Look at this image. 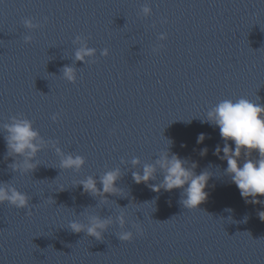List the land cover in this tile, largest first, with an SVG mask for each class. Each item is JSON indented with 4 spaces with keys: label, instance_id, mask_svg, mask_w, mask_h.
Returning a JSON list of instances; mask_svg holds the SVG:
<instances>
[{
    "label": "water",
    "instance_id": "1",
    "mask_svg": "<svg viewBox=\"0 0 264 264\" xmlns=\"http://www.w3.org/2000/svg\"><path fill=\"white\" fill-rule=\"evenodd\" d=\"M144 4L152 8L146 17ZM25 17L49 19L29 29ZM77 35L97 49L87 63L75 60ZM158 44L164 47L154 52ZM66 64L77 68L74 83L62 75ZM240 97L264 105V0H0V182L28 193L32 207L27 215L0 204V264H264V203L241 196L227 160L215 154L224 144L219 127L203 122L219 101ZM20 113L65 153L83 155L84 166L61 169L49 144L34 171L11 170L2 125ZM201 133L206 138L197 143ZM168 149L187 166L196 162L197 174L211 173L198 208L179 203L182 188L153 191L149 184L162 172L134 181L132 172ZM115 168L121 191L107 200L77 184ZM90 215L113 218L103 240L70 229ZM124 230L134 232L131 241L117 237Z\"/></svg>",
    "mask_w": 264,
    "mask_h": 264
},
{
    "label": "clouds",
    "instance_id": "2",
    "mask_svg": "<svg viewBox=\"0 0 264 264\" xmlns=\"http://www.w3.org/2000/svg\"><path fill=\"white\" fill-rule=\"evenodd\" d=\"M152 8L149 4H144L141 8L143 16H149ZM48 17H44L43 21H36L34 18L25 17L22 23L29 29H36L48 21ZM162 22L167 23L166 18H162ZM168 34L160 33L158 39L166 40ZM90 37L77 35L74 43L80 46L75 51V60L89 62V57H95L97 49L88 45ZM26 43L33 40L32 35H25ZM163 44H158L153 48L154 52H158L163 48ZM109 48L105 47L101 51V55L108 56ZM95 63L96 60L91 61ZM62 75L70 82L77 80V68L72 65H64L61 69ZM61 113H54L51 117L53 121L60 119ZM203 122H209L219 127L220 136L224 140L221 147L217 145L215 154L222 160H227L226 173L230 175L231 180L240 190V194L245 199L251 197L252 203H264L258 199L264 196V105L259 102L252 101L245 97L239 99H223L211 107L207 111V119ZM6 131L4 137L7 146V157H14V162L8 167L13 171H23L25 173L34 171L39 163L35 159L38 153L46 148L49 144L55 149L60 157L61 169H74L79 171L86 163L83 155L65 153L59 146L58 139L46 140L34 127L33 120L26 118L23 113L10 117V122L2 125ZM206 138V134L198 135L197 143H201ZM234 141L235 149L228 143ZM169 145L172 143L169 140ZM258 151V158H253L252 153ZM223 152V155L220 153ZM207 148L201 150L200 154L205 155ZM244 157L241 166V157ZM19 158V159H18ZM133 165L140 164V158L134 157L131 160ZM189 161L181 158L178 154L171 153L169 149L161 152L153 163H145L142 171L132 172V177L136 183H148L157 179L158 172H162L163 179L156 184H149V187L156 192L161 189L171 191L176 188H182L179 203L188 209H195L205 202L208 198V192L205 191L211 173L205 169L200 174L195 172L196 162H192L187 166ZM122 177L121 170L115 168L105 172L98 177L102 189L98 187L97 177L89 175L86 179L78 181V185H83V190L91 195H99L107 200L105 194H118L121 188L117 186V181ZM63 190V189H61ZM54 201V199H52ZM31 197L28 193L22 192L16 186L8 181L0 182V204L10 203L18 209H27L26 214L32 215ZM55 202V201H54ZM226 212H231V208H226ZM259 218L264 220V211L258 213ZM171 219V218H170ZM121 229L127 224L124 208H121L119 215L116 217ZM169 220V219H168ZM167 221V220H165ZM164 222V221H161ZM113 224V218L109 215L101 217L100 215H90L89 222L83 223L78 220L69 224L73 232H85L89 236L95 237L97 240H103L105 231ZM136 233L143 235L144 229L140 223H133ZM117 237L121 241H131L134 238V232L124 230L117 233Z\"/></svg>",
    "mask_w": 264,
    "mask_h": 264
}]
</instances>
